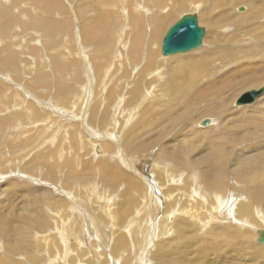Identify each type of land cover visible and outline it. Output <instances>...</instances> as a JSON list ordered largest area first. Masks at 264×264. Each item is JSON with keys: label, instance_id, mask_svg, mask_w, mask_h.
I'll list each match as a JSON object with an SVG mask.
<instances>
[{"label": "rangeland", "instance_id": "rangeland-1", "mask_svg": "<svg viewBox=\"0 0 264 264\" xmlns=\"http://www.w3.org/2000/svg\"><path fill=\"white\" fill-rule=\"evenodd\" d=\"M213 1L0 0V264H264V160L246 159L261 142L243 155V138L264 134V96L233 104L264 84V0ZM185 14L203 46L174 57L201 63L222 45L257 59L214 56L221 68L211 60L187 95L167 94L162 40ZM209 83L230 89L208 96ZM208 113L221 118L200 128Z\"/></svg>", "mask_w": 264, "mask_h": 264}, {"label": "bare ground", "instance_id": "bare-ground-1", "mask_svg": "<svg viewBox=\"0 0 264 264\" xmlns=\"http://www.w3.org/2000/svg\"><path fill=\"white\" fill-rule=\"evenodd\" d=\"M125 1V0H124ZM157 1H159V3L160 2H162V0H157ZM198 1H200V2H203V3H205V2H207V1H210V0H204V1H201V0H198ZM237 4H241L244 0H234ZM108 3V2H107ZM124 3V2H123ZM156 3V2H155ZM120 4H122V3H120ZM120 4H118V5H115V6H120ZM208 4V3H207ZM213 4H216V0H214L213 1ZM107 5V4H106ZM108 6V5H107ZM242 5H240V6H238L237 7V11L240 13V12H242V13H240V14H245L246 12H247V7H245L246 8V11L244 12V11H242L241 10V8H243V7H241ZM109 7V6H108ZM239 9L241 10V11H239ZM109 10V9H108ZM109 12V11H108ZM118 13V12H117ZM122 13V12H121ZM112 14H113V12H112ZM115 15V14H114ZM120 15V14H119ZM159 15V14H158ZM157 15V16H158ZM197 15V14H196ZM184 16V15H183ZM198 16V15H197ZM108 17V16H107ZM116 17V16H115ZM109 18V17H108ZM158 18V19H157ZM182 17H180V19H181ZM110 19V18H109ZM151 19H152V21H154V26H153V28L151 29V30H149L148 31V34H149V36L151 37L152 36V38H154L155 36H160V35H157V33L159 32V26L161 25V23L163 22L162 20L164 19L161 15L159 16V17H156V15L154 16V17H151ZM151 19H149V22H152L151 21ZM179 19V20H180ZM139 20V19H138ZM137 20V22H136V25H138V28H139V30H137L136 31V35L134 36V46L135 47H137L138 45H140V43L142 42V39L144 38V33H145V31H143L142 32V26L141 25H143V23H144V20H139L138 21ZM198 20H199V18H198ZM110 21V20H109ZM161 21V22H160ZM147 24H148V22H147ZM175 24V23H174ZM200 24V23H199ZM150 25V24H149ZM137 29V28H136ZM135 29V30H136ZM170 29V28H169ZM168 29V30H169ZM168 32V31H167ZM160 34V33H159ZM167 34V33H166ZM207 37V36H206ZM164 38H165V36H164ZM164 38H163V40H164ZM163 40H162V46H163ZM204 41V40H203ZM151 41L149 40V44H151L150 43ZM206 42V41H205ZM159 45H160V43H159ZM203 46V45H202ZM220 47V46H219ZM201 48V47H200ZM250 48L251 47H247L246 48V50L245 51H243V49H242V46H237V47H234V46H230V47H228V46H222L221 45V47H220V50H219V52H217V51H205L206 52V54H207V56H208V58H206V60H207V62H206V60L203 62H201V63H199V61L201 60H198V61H187L186 59H179V58H177V57H174V55H171V56H173L172 58H169V59H165V57H170V56H164L163 55V53H162V48H161V54H162V57H163V60H165V61H169V62H171L172 63V65H173V67H171L172 68V71H173V75H171V78H170V82H171V84H172V87L171 88H169L168 87V92H167V94H170V93H172L173 91L175 92L176 91V93H178V94H180V95H187L188 94V91H186V92H183L184 91V89L182 88L183 87V83H185V82H187V85H193V84H197V82H198V80L196 81V79L198 78V67H201V66H203V67H205L206 69L208 68V66H209V61L210 62H214L213 63V65L215 66V64L217 65H222V64H220V63H218L220 60L221 61H223V63H224V65L226 66L227 64L226 63H228L229 62V64H231V65H233L234 63H237V62H233V61H236V60H239L240 59V57L242 56V58H241V60H248V61H252V60H256L257 59V55H258V52H257V50L256 49H252V50H250ZM199 49V48H198ZM193 51H195V50H193ZM246 51H248V52H246ZM192 52V51H191ZM190 53V52H189ZM220 53V54H219ZM181 54H184V53H180V55ZM185 54H187V53H185ZM175 55H179V54H175ZM157 55H155L154 54V52H152V51H148V54H147V63H148V66H152L153 65V63L156 61V59H157V57H156ZM209 56H211V57H209ZM217 57L218 59L220 58V60L219 61H217L215 58H213V57ZM119 57V56H118ZM209 59V60H208ZM212 60V61H211ZM240 60V61H241ZM183 63H191L190 64V66H189V68L187 69V71H186V76L182 73V74H179L178 72H179V67L178 66H175V65H182ZM211 65V64H210ZM212 65V66H213ZM223 66V65H222ZM220 68H221V66H220ZM219 73V72H218ZM236 73V72H235ZM157 74V78L158 79H162V77H164L162 74L163 73H161V71H159L158 70V73H156ZM221 74V73H220ZM178 78H185L184 79V81H182V79H178ZM158 79H156V80H158ZM178 79V80H177ZM205 80V79H204ZM168 82H169V80H168ZM167 82H163L161 85L163 86V85H165ZM226 83V82H225ZM225 83H224V86H222V87H220V86H213V84H211V83H209L208 84V91L207 90H205L204 92L206 93V92H208L207 94H208V96H212V94L214 93V95H216V96H221V94H223L224 92H227L229 89H230V84H228V85H225ZM169 86H171V85H169ZM206 87V86H205ZM252 86H250L249 88L250 89H247V90H244V91H242V92H244V93H242L241 94V92L238 94V95H236V97H234V101H233V104H234V107H235V109L236 110H243V109H245L246 108V106H248L249 107V105H251L250 107H252V105L254 106L256 103L255 102H257L261 97H263L264 96V93H262L260 96H258V98L255 100V104L254 103H252V104H245V105H241V106H237L236 105V102H237V100L238 99H240L246 92H250V91H259V92H261L263 89H264V84H260V85H258V86H256V87H252ZM178 90V91H177ZM250 90V91H249ZM191 92V91H190ZM203 91H202V93H204ZM173 94V93H172ZM190 94V93H189ZM241 94V95H240ZM177 95V94H176ZM183 96V97H184ZM173 97H174V95H173ZM179 99V98H178ZM187 99H189V98H187ZM181 99H179V101H180ZM168 105V104H167ZM177 106H179V105H177ZM177 106H175V107H177ZM174 108V107H173ZM175 109V108H174ZM218 112V111H217ZM207 115V117H209V116H217V117H220L221 118V116L219 115V114H217V113H208V114H206ZM209 120H207L209 123H208V125H210L208 128H211L213 125H214V123H215V120H213L212 118H208ZM206 120H201L200 119V121H198V126L200 127V128H206L205 126L204 127H202L201 126V124L203 123V122H205ZM207 125V126H208ZM208 128H206V129H208ZM132 132V131H131ZM253 138V139H252ZM252 138H243V139H246L245 141H248L247 143H249L250 145H251V147H249L246 151H244L243 152V155H246V153H248V152H250V151H253V150H256V149H258V148H256V147H258V146H254V144H255V140H259V142H261V145L263 146V148H261V149H259V150H257V152H255V153H253L252 155H247L248 156V158H246V159H248L249 161H253V163H254V165H251V167L253 168L256 164L258 165L259 164V162H261L262 160H264V154H260V153H262V150L264 149V143H262L263 141H264V134H256V135H254V137H252ZM235 142H236V140H235ZM237 142H238V140H237ZM99 144V143H98ZM103 148V147H102ZM105 148H107L106 146H105ZM258 154H260V155H258ZM239 156H241L242 154H238ZM258 155V156H257ZM248 161V162H249ZM252 164V163H251ZM249 166V164H247L246 165V167H248ZM109 167V165L107 164V168ZM133 170V169H132ZM257 177H256V181L261 185V186H263L264 185V181H263V174H262V172L261 171H259V169H257V173L255 174ZM122 176H130V175H127V174H124L123 172H122ZM127 179H128V181H131V178L130 177H126ZM242 179H244V178H242ZM154 192V191H153ZM152 192V193H153ZM259 194V195H258ZM258 194H256L257 196L256 197H260L261 195H260V193H258ZM157 196V195H156ZM158 197V196H157ZM238 196L237 195H235V196H233V198H237ZM167 199H169V197H166ZM165 198V199H166ZM170 198H172V197H170ZM218 201H219V197H218ZM167 202H168V200H167ZM169 204H174V202H172L171 201V203L170 202H168ZM167 211H168V214H167V217L168 218H171V220H172V218H174V217H172L171 215H173V213H174V211H169V207H168V205H167ZM240 208H242V209H244L245 211H247V208H245L244 206H242V207H240ZM185 216H187V214L185 213L184 214ZM190 217V216H189ZM183 220V219H182ZM175 221V220H174ZM174 225V224H173ZM181 227V226H180ZM177 228H178V226H177ZM263 228H264V226H263ZM262 227H261V229H257L256 230V232H255V234H256V236H255V241L257 240V243H258V237H259V232H261V231H263L264 229H263ZM166 229V228H165ZM175 229H176V226H175ZM184 230H187V231H189V229H190V227H188V226H185L184 228H183ZM162 231V230H161ZM122 239H124V238H122ZM118 241H121L120 243H121V245L124 243V241L123 240H121V238L118 240ZM224 243V242H223ZM222 243V244H223ZM259 244V243H258ZM260 245H263V244H260ZM161 247H163V246H161ZM264 248V247H263ZM160 255V254H159ZM3 264H5V260L3 261Z\"/></svg>", "mask_w": 264, "mask_h": 264}, {"label": "water", "instance_id": "water-1", "mask_svg": "<svg viewBox=\"0 0 264 264\" xmlns=\"http://www.w3.org/2000/svg\"><path fill=\"white\" fill-rule=\"evenodd\" d=\"M241 10L244 11V8H241ZM205 34L206 30L200 26L198 16L196 14H185L170 27L165 35L162 53L164 56H171L196 50L202 47ZM262 93H264V89L261 92H246L237 100L236 105L252 104ZM208 123L206 120L202 123V126H207ZM258 243L264 245V230L259 232Z\"/></svg>", "mask_w": 264, "mask_h": 264}]
</instances>
